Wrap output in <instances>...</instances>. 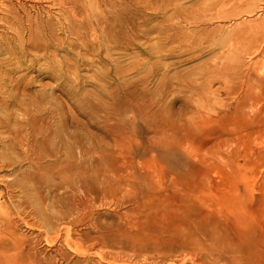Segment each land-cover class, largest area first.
Listing matches in <instances>:
<instances>
[{
	"label": "bare ground",
	"instance_id": "1",
	"mask_svg": "<svg viewBox=\"0 0 264 264\" xmlns=\"http://www.w3.org/2000/svg\"><path fill=\"white\" fill-rule=\"evenodd\" d=\"M148 1L152 3L150 11L142 15L141 0H121L116 13L109 11L101 18L94 11L91 14L87 7L82 8L81 0H0V264L29 263L24 259L29 257L30 250L43 254L45 264H71L75 256L81 259L75 264H102L104 260L112 263L123 261V254L130 259L128 262L169 264L167 261L174 260L169 257L159 260L143 253L150 245L138 219L141 214L133 216L129 210L122 209L123 202L113 196L116 190L126 191L137 176L133 171L122 170L124 166L110 170L106 156L123 155L126 152L123 138L127 135L136 138V132L128 134L125 121L110 119L105 127L114 135L113 144L100 146L108 153L99 155L93 164L98 149L90 141L89 121L80 123L73 117L69 121L72 127L81 124L84 132L78 128L68 131L65 125L61 129V117L65 115L68 119V116L61 111L56 95L44 93L47 84L43 79L50 73L54 90L69 85L67 72L76 73L78 63L87 60L85 53L76 49L90 51L99 42V24L106 23L108 35L106 43L93 52L103 50L107 54L112 49L126 50L131 45L138 48L137 39L153 31L162 35L159 40L162 48H170L164 56L174 52L194 54L206 49L205 43L214 49L212 46L218 44L214 38L219 39L221 48L214 54L219 63L202 69V73L235 77L229 90L239 91V97L232 105L231 117L240 120V112L251 105L256 107L252 121L263 124L260 128H264V0H173L169 6L157 4V0ZM187 1L192 4L184 6L182 3ZM169 10L171 14L165 15ZM84 14L91 15L85 20ZM161 14L165 15L166 25L158 30L140 29ZM139 16L142 22L136 23ZM252 16L256 17L250 19ZM211 20L220 21L218 27L235 26L227 30L222 26L192 32L184 29L185 25L200 27ZM126 29L132 40H128ZM213 31L217 34L210 35ZM65 44L66 53L57 58ZM241 56H247L249 62L245 63ZM138 80L143 84L147 81L145 77ZM122 107L123 99L118 110ZM223 112L214 111V116L211 111L201 112L198 118L200 122L214 120ZM224 117L230 118L227 114ZM162 127L166 129H153L152 134L162 138L164 147L170 146L173 132L184 131L174 130L169 120ZM143 173L152 180L151 184L147 192L141 196L134 194L129 202L138 201L136 208L147 207L150 210L147 217L159 214L162 224L168 223L175 231L186 226V231L179 235L181 262L190 253L195 264L236 263L235 258L228 256L230 252L225 251L232 247H226L218 239L216 220L206 216L227 214L228 206L221 197L214 194L213 202L199 196L191 200L182 191L178 197L176 189L169 188L175 184L174 180L164 183L151 169ZM204 205L212 211L202 210ZM104 208L107 210L103 212ZM192 214L204 215L191 220ZM103 216L110 220H103ZM20 227L36 234L26 237L18 232ZM109 246L132 254L123 251L112 254L106 251ZM198 250H204L205 254L199 256ZM72 251L76 255L72 256ZM139 255L143 257L138 258ZM20 257L24 258L22 263L17 262ZM243 259L248 264V255Z\"/></svg>",
	"mask_w": 264,
	"mask_h": 264
},
{
	"label": "rangeland",
	"instance_id": "2",
	"mask_svg": "<svg viewBox=\"0 0 264 264\" xmlns=\"http://www.w3.org/2000/svg\"><path fill=\"white\" fill-rule=\"evenodd\" d=\"M81 1L82 8L87 7L92 11L91 14L94 11L101 18H104L109 11L116 13L121 3V0ZM172 1L157 0L156 3L169 6ZM182 4L189 6L192 3L187 1ZM140 5L139 13L142 15L150 11L149 7L152 3L141 0ZM171 12L169 10L165 15L168 16ZM90 15L84 14L85 20ZM165 15L161 14V17L154 18L147 27L141 26L140 29L158 30L167 24L163 18ZM130 16H134L133 13H130ZM255 17L252 16L250 19ZM135 22H142L141 16L135 19ZM220 24V21L211 20L200 27L185 25L184 29L192 32L201 31L203 28L217 29L222 26L227 30L235 26V24L231 26L225 24L218 27ZM126 31L128 40H132V35L127 29ZM219 31L217 30V33ZM217 33L213 31L210 35ZM97 34L99 42L92 45L90 51L76 49L85 53L87 57L86 61L78 63L75 68L76 73L67 72L66 68H62V71L67 72L70 77L69 85L54 90V81L50 77L52 73L49 72L50 75L43 79L47 84L44 93L56 95L61 111L68 116V119L65 115L61 117L63 121L61 129L65 125L68 131H75L78 128L80 132H84L85 129L81 124L72 127L69 121L72 117L80 123L89 121L90 141L98 149L93 164L99 155L108 153L100 146L113 144L114 135L105 127L106 123L111 122L110 119L125 121L128 134L130 131L136 132V138H132V135L123 138L122 144L126 152L123 155L116 153L106 156L105 163L110 170H119L120 166H124L122 170L133 171L137 176L134 180L135 184L132 182L126 190H131V193L116 190L113 196H117V200L123 202L122 209L129 210L133 216L141 214L138 219L145 228L144 238L150 245L143 253L159 260L163 257L174 259L167 261L169 264L196 263L191 257L193 254L190 253L186 261L180 260L182 254L179 248L182 246V240L179 235L186 231L185 225L180 227L183 230L175 231L168 223L162 224L159 214L153 213L147 217L150 211L147 207L136 208L138 201L136 204L129 202L134 199V194L141 196L147 192V186L152 180L146 178L143 172L151 169L157 173L158 179H163L164 183L170 184L167 181H175V184L169 188L176 189L174 192L178 197L182 196L180 191L191 200L199 196L202 200L208 199L213 202V197H221L228 206L227 214L208 213L206 216L216 220L218 239L221 243L226 247H232L225 250L231 255L226 254L235 258L236 263L241 261L245 264L243 258L248 255V264H264V136L262 133L264 128H260L263 124L252 121L254 117L252 113L256 107L251 105L245 106L240 112V120L231 117L234 110L232 105L239 97L237 96L239 91L229 90L235 82V77L202 73V69L219 63L214 54L221 48L220 40L214 38L218 43L212 46L214 49H209L208 44L205 43L206 49L194 54L174 52L171 56H164L165 50L170 48H162L159 43L162 35L153 31L137 39L140 47L131 45L126 50L112 49L107 54L103 50L93 52L106 43L105 37L108 35L106 23L98 25ZM109 44L113 46L112 42ZM66 48L67 44L59 51L62 55L57 58L64 56ZM70 49L73 50L72 47ZM237 53L238 51L235 55ZM241 60L245 63L249 62L247 56H241ZM153 63H157V66H153ZM140 77H145L146 83L143 84L138 80ZM133 90L135 93H131ZM121 99H123V107L119 111ZM210 111L213 116L214 111L224 112L215 116L214 120L200 122L199 113L209 114ZM226 114L230 118L226 119L224 117ZM167 120L172 122L174 130L183 128L184 131L173 132L170 146L164 147L162 138L153 136L152 131L166 129L162 125ZM186 132L190 134L186 136ZM108 197L111 199L112 196ZM204 206L202 210L212 211L210 207ZM106 210L102 209L103 212ZM203 215L199 217L192 214L191 220L201 219ZM103 220H107L105 216ZM25 229L20 227L18 232L30 238L37 231L36 226L33 227L35 231ZM173 233H176L174 237ZM106 251L112 254H119L122 251L132 254L129 250L124 251L110 246ZM198 254L199 256L205 254L204 250H198ZM71 255L76 254L72 251ZM42 256L43 254H36L30 250L28 258L20 257L17 262L22 263L21 260L24 259L29 262H24L26 264H39L38 262L45 264ZM123 256V261L110 263L104 260L101 263L154 264L145 261L128 262L130 260L128 256L124 254ZM142 257V255L138 256V258ZM72 260L71 264L81 261L77 256ZM158 264L166 263L160 261Z\"/></svg>",
	"mask_w": 264,
	"mask_h": 264
}]
</instances>
